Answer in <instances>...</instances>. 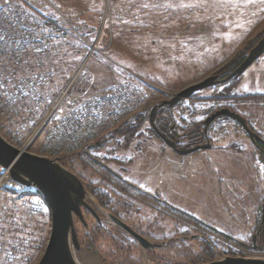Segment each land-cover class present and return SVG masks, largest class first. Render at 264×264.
Masks as SVG:
<instances>
[{
    "label": "rangeland",
    "instance_id": "rangeland-1",
    "mask_svg": "<svg viewBox=\"0 0 264 264\" xmlns=\"http://www.w3.org/2000/svg\"><path fill=\"white\" fill-rule=\"evenodd\" d=\"M19 1L34 7L40 20L35 32L22 35L20 52L0 55L1 134L19 148L29 142L28 151L46 155L58 126L75 118L72 127L84 121V133L95 131L88 143H103L93 149L79 140L57 149L100 217L83 208L86 223L76 219L77 262L264 258V53L240 76L174 105L164 103L208 76L232 73L264 35V0ZM186 4L198 6H181ZM160 107L181 132L205 128L204 140L193 147H209L179 154L156 137L152 111ZM225 108L242 115L263 141H253L231 116L206 123ZM95 112H103L102 123L93 121ZM32 190L9 181L0 168L1 261L37 264L45 249L51 211ZM110 214L159 247L142 246ZM17 238L31 260L12 253L15 244L8 243Z\"/></svg>",
    "mask_w": 264,
    "mask_h": 264
},
{
    "label": "water",
    "instance_id": "water-1",
    "mask_svg": "<svg viewBox=\"0 0 264 264\" xmlns=\"http://www.w3.org/2000/svg\"><path fill=\"white\" fill-rule=\"evenodd\" d=\"M263 53L264 35L228 76L220 79H218L219 74L208 76L181 89L172 99L166 100L164 103L174 105L190 97L196 91L222 84L231 78L240 76ZM154 112L155 109H153L152 115ZM216 116H224L225 118L231 116L239 120L253 141H256V139L263 141L249 127L247 120L242 115L225 108L209 117L206 123ZM167 142L175 147L171 140H167ZM101 143V141H96L91 144V147H95ZM208 147L209 145H196L189 149H177V152L179 154H188ZM0 168L9 173L15 182L27 187H35V192L42 196L51 211L50 235L37 264H79L74 256V249L80 247L76 219L86 223L83 208H87L100 221V217L87 201L88 190L81 178L64 166L59 159L35 154L28 150H21L19 147L7 141L1 133ZM110 216L112 220L129 232L145 248H154L156 246L154 242L148 240L116 215L110 214ZM201 264H264V258L228 255Z\"/></svg>",
    "mask_w": 264,
    "mask_h": 264
},
{
    "label": "built area",
    "instance_id": "built-area-1",
    "mask_svg": "<svg viewBox=\"0 0 264 264\" xmlns=\"http://www.w3.org/2000/svg\"><path fill=\"white\" fill-rule=\"evenodd\" d=\"M0 19V55H2L11 50H18L21 40H24L25 38L29 37L32 32L36 31V25L38 23V20H40V16L38 15V12L34 9V7L25 3V1L23 5L19 0H0ZM22 35H26L25 38H22ZM24 48L26 49L27 47L25 46ZM4 49L7 50L5 51ZM18 52H20V50H18ZM75 79L76 76L71 78V82L69 84H72ZM67 89H69V85H66V87L62 89V95L60 94L58 101L52 104V112L59 106L61 102L60 100L63 99V96L66 94ZM75 97L77 96L75 95ZM102 104L103 103H101V105ZM102 115L103 112L100 114H97V112H95V114L92 116L93 121L96 124L100 122L102 123ZM47 120L48 118L45 120V122L42 123L41 127L47 124ZM74 120L75 118L71 121L67 120L66 122H63L64 124L66 123L65 126H62V123L58 126L59 130L56 131L54 138L50 139V148L52 152L50 154H46L45 156L57 158L61 161L62 153L57 151L59 146L63 145L64 147H69L70 143L78 142L80 140V142L86 144L87 147H89L96 141L91 140L90 143H88L92 136L95 135V131L93 130L92 133L88 136V134L84 133L85 122L81 121L77 127H72V122ZM28 143L29 142L23 145V147L20 149L27 150ZM2 171L8 177L9 181H14L9 173L5 172L3 169ZM31 188L34 189V187L32 186Z\"/></svg>",
    "mask_w": 264,
    "mask_h": 264
},
{
    "label": "flooded vegetation",
    "instance_id": "flooded-vegetation-1",
    "mask_svg": "<svg viewBox=\"0 0 264 264\" xmlns=\"http://www.w3.org/2000/svg\"><path fill=\"white\" fill-rule=\"evenodd\" d=\"M163 110H164L163 107L156 108L154 114L152 115V122L151 123H152L153 132L156 135V137H159L164 142H167V140H171V142H173V144L175 146V147L172 146V148L174 149L175 152H177V149H179V150L189 149L190 147H193V145H195V144L202 143V141L204 140V138L206 136L205 135V133H206L205 128L202 129L199 126H196L189 132H181L179 130V127H177L178 128L177 129L175 125H173V124L170 125L169 122L166 121V118H165L166 116L164 114H161ZM216 118L217 119H226L224 116H216ZM102 145H103V143H101L100 145H97L95 147H91V146H89V147L95 149V148H97L99 146H102ZM106 168L108 170H110L111 172H113L118 177L122 178L120 175H118L110 167L106 166ZM155 193H156V196L158 197L159 196V191H156ZM90 212L92 213V211H90ZM117 217H119V216H117ZM120 219L123 220L122 218H120ZM119 227H121V226H119ZM131 227H133V226H131ZM158 247H159V245L155 246L154 248H158ZM148 248H153V247H148Z\"/></svg>",
    "mask_w": 264,
    "mask_h": 264
},
{
    "label": "trees",
    "instance_id": "trees-1",
    "mask_svg": "<svg viewBox=\"0 0 264 264\" xmlns=\"http://www.w3.org/2000/svg\"><path fill=\"white\" fill-rule=\"evenodd\" d=\"M237 60H238V58H236L234 61H233V63H232V65L234 64V63H236L237 62ZM145 118V119H144ZM137 119H139V121L137 120ZM142 119L143 120H146V116L145 117H136V118H134V123L133 124H135V125H140L141 123H142ZM131 126H134V125H131ZM125 130H127V131H129L130 129L129 128H124ZM127 131L126 132H124V133H127ZM129 133V132H128ZM64 159V158H63ZM63 160H62V158H61V162H62ZM30 193H34V194H36V195H38L39 197H40V199H42L43 200V198H42V196H40L39 194H37L36 192H35V190L33 191H31ZM102 194H105L104 192H102ZM102 197V196H101ZM101 197H99L98 196V198L100 199V200H102L101 199ZM44 201V200H43ZM15 237V236H14ZM18 237H20V236H18ZM15 240V242H13V239L12 240H10L9 241V243H8V245H12V244H15V246H13V247H11L10 249L12 250V253H21V255H23V253L25 254V255H27L28 257H26V259H27V261H29V260H31V252L30 251H26V250H24V248H22V242L20 243L19 242V240H20V238H17V239H14ZM206 247H208V248H210V249H212V250H214V248L210 245V244H208L207 243V245H206ZM17 261V259H16V257H14L13 258V262L14 261ZM21 261V260H20ZM0 263L1 264H11V262H10V258H9V260H0Z\"/></svg>",
    "mask_w": 264,
    "mask_h": 264
},
{
    "label": "snow or ice",
    "instance_id": "snow-or-ice-1",
    "mask_svg": "<svg viewBox=\"0 0 264 264\" xmlns=\"http://www.w3.org/2000/svg\"><path fill=\"white\" fill-rule=\"evenodd\" d=\"M249 2H251V0H249ZM182 7H197L198 5L197 4H186V5H181ZM145 7H147V5H145ZM5 51L7 49H4ZM36 51H42L41 49H37ZM15 70H13L14 72ZM48 103H51V101H48ZM69 103H71V101H69Z\"/></svg>",
    "mask_w": 264,
    "mask_h": 264
}]
</instances>
